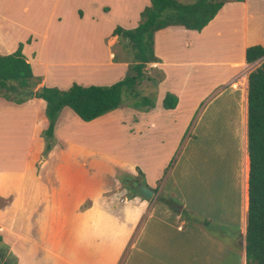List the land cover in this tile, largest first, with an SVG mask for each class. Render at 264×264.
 Segmentation results:
<instances>
[{"label": "crops", "instance_id": "obj_1", "mask_svg": "<svg viewBox=\"0 0 264 264\" xmlns=\"http://www.w3.org/2000/svg\"><path fill=\"white\" fill-rule=\"evenodd\" d=\"M147 5L149 0H0V54L14 51L21 42V53L32 74L39 77L36 87L65 89L73 81L84 86L110 84L123 77L130 60V57L113 58L107 49V43L117 42L112 29L136 26L139 12ZM179 32H190L185 34L192 40H185L184 47L189 52H201L196 40L205 32L209 35L208 43L213 37L221 36L226 42L230 36L229 50L233 47L237 51L236 56L222 60L227 71L222 72L211 92L219 94L228 88L230 100L217 101L212 111L222 108L225 131L239 140L237 148H232L228 179L224 173L217 176L214 165L207 162V145L199 136L206 133L203 123L210 120L212 113L197 128L194 121L197 103L190 106L177 99L173 108L166 109L161 104L162 95L160 105L154 104L150 110L143 111V117L135 118V112L139 111L117 107L89 121L63 108L54 128V144L42 156L40 132L47 126L44 101L31 97L14 103L0 98V236L15 255L17 264H117L133 237L130 245L140 240L145 246L162 242L161 220L153 214L156 201L123 187L115 173L119 170L135 177L138 168L149 188H155L156 181L159 182V191L161 179L158 175L149 179L136 162L109 152L98 143L103 135L99 126L109 122L114 129L117 116L122 125L125 123L126 134L136 129L133 126L137 120L149 124L144 128L150 132L158 122L165 125L160 129L161 137L172 141L165 163L179 143V225L176 227H179V264H209L210 258L213 264H231L233 254L236 264H244L248 169L246 78L260 61L246 63L244 49L253 44L264 46V0H224L199 31L180 26L156 30L153 53L159 61L145 63V70L166 66L157 43ZM56 38L59 45L95 43L101 49V59L93 51L87 55L74 54L70 60L77 56L81 59V73H73L89 77L90 70L97 73L103 65L104 74L85 80L76 76L66 81L52 79L49 68L58 62L46 59L50 49L45 46ZM26 39L29 41L25 42ZM90 56L100 60L89 64ZM197 56H192L188 63H211L206 56L201 58L198 53ZM170 91L177 95V91ZM209 104L210 101L206 102L201 110H209ZM178 109L179 117H176ZM161 113L166 114L169 126L161 122L162 116L156 117L155 114ZM3 152L8 153L7 159L2 158ZM167 191L175 197L171 189ZM157 203L164 218H178L163 203Z\"/></svg>", "mask_w": 264, "mask_h": 264}, {"label": "rangeland", "instance_id": "obj_2", "mask_svg": "<svg viewBox=\"0 0 264 264\" xmlns=\"http://www.w3.org/2000/svg\"><path fill=\"white\" fill-rule=\"evenodd\" d=\"M178 1L188 3L193 0ZM185 33L190 32H179L178 35H168L165 40L157 43L159 49L163 51L162 56L164 60L167 61L166 66L163 68L152 67L148 70H144V77L137 85V90L140 95L150 97L153 103L158 105H160V98L165 92L171 93L178 101L180 99L182 103H187L190 106L197 103L194 113V121L196 122L197 128L200 126L198 123L201 120L203 121L205 116L208 117V115L212 113L210 120H208L207 123H203L207 127L206 133L203 135L200 134L199 138L201 142L207 145V162L211 166L214 165L215 171L219 173L217 176H219L220 173H224L227 180L229 168L232 166L233 161L232 148H237L239 140L235 139L236 137L233 138V136H230V134L225 131L226 125L222 122L224 120L222 108L217 109L216 112L212 111L217 101L223 99L230 100L228 88H224L219 94H217V92H211L216 88L222 72L227 71L225 66L223 67L221 64L222 60H227L226 58L229 56H236L237 51L233 47L229 50L230 43L232 42L228 39L230 36L226 38V42H224L221 36L219 39L213 37L208 43L207 37L209 35L207 32L196 40V43L199 42L201 46L200 53L196 51H186L184 48L186 46L185 40H192V37ZM57 42L58 40L56 38L54 43L50 42L45 46L50 49V52L47 51L48 57L45 58L48 61L58 62V64H53L49 68V74H51L52 79L57 78L66 81L68 78L76 76L74 73H81L79 64L81 59L77 58V56L76 59H72L73 62L70 60L71 56H74V54L87 55L89 52L93 51L94 54H97L101 59V49L98 48L95 43L89 42L85 44L84 42H71L69 45H64L63 43L65 42H63L59 45ZM103 49H105V44ZM107 49L112 57L117 59L124 57L129 58L131 54L129 49L124 48L122 42L118 41V38L117 42L114 44L107 43ZM197 53L201 58L206 56L211 63L208 65H203L201 63L199 65H190L188 63L189 59L192 58V56L198 58ZM99 58L90 56L89 64L100 60ZM103 69V65H100L97 73L94 70H90L88 73L90 75L89 77L88 75H86V77H79L82 80H85L84 78H98L100 77L99 75L104 74ZM92 74L93 76H91ZM147 77L149 79H147ZM168 89H173L175 92L177 91L178 96ZM0 98H2L1 95ZM209 101L210 104L208 105V109H210L206 111L201 110L203 105ZM130 103V98L123 97L118 109L131 108L133 111H139L140 113L135 112V118L138 117L137 115L143 117L142 112L150 110L133 108L130 106ZM200 103L201 105L198 107ZM154 111L157 110L155 109ZM206 112L209 113L206 114ZM155 115L158 118L162 116L163 120L161 122L169 126L165 120L166 114L161 113ZM114 116H117V113ZM176 117H179V109ZM114 122V129L110 128L111 124L109 122H105V124L99 126L103 135L102 138L98 140V143L105 150L136 162V165L145 171L149 179L158 175V178L161 179V191L157 189L159 182L156 181L155 192L151 200H155L157 195L170 196L167 190L171 189L175 195L173 198L177 203V209L172 211V213L178 216L175 220L172 219L171 216L164 218L160 212H158V208L161 207L159 206L160 204L158 205L157 203L159 201L155 200L156 203L154 204L155 210L153 214L161 220V225L163 227L162 242L156 243L154 246H145L140 240L130 245L133 243V237L131 243L124 247L117 264H179V227L176 228L177 225H179V143L170 154L169 160L165 163V158L171 152L170 149L172 146V141L163 140L161 137L160 129L164 128L165 125L158 122V124L153 127L155 129L150 132V129L146 130L144 128H147L149 124L145 125L142 120H137V123H134L133 126L136 127V129L130 134H126V130L124 129L125 123L122 125V123L119 122L118 116ZM174 126H179V124ZM199 146L198 142L197 152L199 151ZM204 149L205 147L201 150L202 156L205 154ZM7 154L8 153L3 152L2 158L7 159ZM164 163L165 165H163ZM138 176L139 175L136 174L135 177ZM177 239L178 242H176ZM8 251L9 250L0 246V252H3L2 259L7 258ZM208 260L209 264H213V259L210 258ZM230 261L231 264H236V257L234 254Z\"/></svg>", "mask_w": 264, "mask_h": 264}, {"label": "trees", "instance_id": "obj_3", "mask_svg": "<svg viewBox=\"0 0 264 264\" xmlns=\"http://www.w3.org/2000/svg\"><path fill=\"white\" fill-rule=\"evenodd\" d=\"M240 1V0H235ZM224 0H149V5L139 12V21L133 28L115 26L111 34L116 35L124 48L130 51V60L122 78L106 85H80L72 82L67 88L55 86L36 87L39 77L31 72L29 63L21 53L19 42L14 51L0 54V95L7 101L20 103L36 97L44 101L47 126L41 130L43 139L41 155L45 156L54 144V128L59 112L70 109L79 119L89 121L119 106L122 98H130V106L148 110L153 100L140 95L137 85L144 77L145 63L159 61L153 53V34L156 30L180 26L199 31L215 15ZM26 39L25 42H28ZM260 59L246 78V152L247 207L244 232V264H264V46L253 44L245 47L244 61L250 63ZM147 79H149L147 77ZM177 99L169 92L162 97V107L173 108ZM138 177L117 170L116 178L121 185L138 195L127 181L146 185L137 168ZM147 186V185H146ZM155 192V188H151ZM156 201L171 211L177 209L170 196L157 195ZM206 224V221H202ZM0 246L8 250L0 236ZM0 264H17L10 251Z\"/></svg>", "mask_w": 264, "mask_h": 264}, {"label": "water", "instance_id": "obj_4", "mask_svg": "<svg viewBox=\"0 0 264 264\" xmlns=\"http://www.w3.org/2000/svg\"><path fill=\"white\" fill-rule=\"evenodd\" d=\"M127 184L132 185L133 190L144 199L150 200L153 197V191L148 186L134 183L132 180H128Z\"/></svg>", "mask_w": 264, "mask_h": 264}]
</instances>
